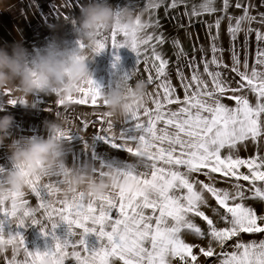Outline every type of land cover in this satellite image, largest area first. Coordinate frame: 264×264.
<instances>
[{
  "label": "snow or ice",
  "instance_id": "obj_1",
  "mask_svg": "<svg viewBox=\"0 0 264 264\" xmlns=\"http://www.w3.org/2000/svg\"><path fill=\"white\" fill-rule=\"evenodd\" d=\"M181 2L171 0L169 7L176 8ZM214 2L203 0L201 11L214 13ZM72 3L78 6L77 0ZM159 7V3L148 2L142 11ZM228 7L229 0H223L225 13ZM236 7L242 5L237 3ZM249 7H244V13L236 18L235 25L232 17H228L232 41L241 31L246 37L253 31L250 25L256 17L250 15ZM193 14L200 12L194 8ZM260 15L257 22L264 24V14ZM222 19L215 22L217 35L211 37V59L202 58L203 72L199 71V65L191 62L188 65L192 69L190 78L177 69L185 93L183 100L176 95L166 72L168 61L157 51V44L164 43L162 34L143 31L129 39L113 31L111 48L118 50L123 41L136 54L137 66L143 57L146 71L151 60L159 81L155 97L148 94L154 109H149L145 102L137 104L122 121H115L107 112L94 111L98 119L90 122L84 114L79 118L76 130L73 131L70 125L63 130L62 138L71 140L72 133L80 134L96 124L102 125L100 132L94 133L92 138L136 158L133 164L120 170L122 175H135L139 190L131 194H109L100 200H86L83 193H77L66 202L53 200L54 192H58V186L62 184L59 175L42 173L29 177L28 188L39 202L37 207H32L23 193L10 207L0 202V240L7 237L11 244L18 239L24 252V258L18 259L20 252L12 250L7 264H40L44 256L53 264H66L69 258H73L75 264H173L176 259L180 264H197L198 255L193 251L196 247L205 258L215 257L207 264H264V239L248 242L240 239L242 234H264V215H258L254 208L243 203L246 199L264 202V156L259 152L260 144L264 143V49L257 48L256 59L250 67L247 58L241 63L239 53L233 48L230 71L240 78L233 87L221 71L229 67L223 62L224 50L216 45ZM245 23L249 25L246 29ZM152 26L146 24L145 30ZM155 26L159 27V20ZM208 27L211 29L212 25ZM255 31L258 44L264 42V33ZM121 36L123 40L119 38ZM173 46L179 49L178 56L187 55L178 40L173 41ZM100 48L103 51L105 45L101 44ZM115 59L119 60V56ZM156 61H159L158 65ZM152 79L149 75L150 83ZM100 88L94 79H89L78 95L67 98L68 102L97 109L103 106L99 101ZM249 93L254 101L249 98ZM11 94L10 91L3 92L8 97L7 105L15 106L18 101L10 98ZM225 99L234 101V105L224 103ZM56 103L63 106L64 100L57 99ZM173 104L178 108L173 110L170 107ZM4 106L0 103V109ZM118 122H131L136 135L129 137L118 131ZM249 141L256 147V155L241 158L239 149L241 146L247 149ZM242 167L247 173L240 171ZM194 174L204 175L208 182L200 181ZM213 174L232 180L231 190L216 187ZM241 181L249 182L250 188L246 189ZM208 196L224 209L225 215L221 219L227 227L217 228L201 210L209 206ZM38 213L43 219L37 217ZM193 217L206 222L207 233ZM6 223L15 225L17 230L6 231ZM60 225L67 226L63 239L56 231ZM29 226H39L41 234L50 237L53 245L43 251L29 249L19 230ZM185 233L194 238L207 237V248L186 242ZM90 234L96 236L98 245H89L87 237ZM234 238L233 250L229 252L225 245ZM214 245H219L222 251L216 253Z\"/></svg>",
  "mask_w": 264,
  "mask_h": 264
},
{
  "label": "crops",
  "instance_id": "obj_2",
  "mask_svg": "<svg viewBox=\"0 0 264 264\" xmlns=\"http://www.w3.org/2000/svg\"><path fill=\"white\" fill-rule=\"evenodd\" d=\"M91 0H77V5L74 6L72 0H4V7H10L11 11H0V44H12L18 39H23L24 47L30 52L33 50H39L52 38V31L49 28L50 24H60L62 26V32L66 39L70 43H75V37L73 34V28L70 26V21L80 15L82 6L90 3ZM117 10L121 8H129L133 11L142 14V19L147 23L153 25L145 30L148 34L163 35L164 43L157 44V51L162 54L163 59L168 61L166 72L172 85L176 89V95L183 100L185 95L181 81L177 75V69L183 72L185 77H189L192 74V69L188 67L189 63L199 65V71L203 72L204 59H211V37L217 35V29L215 22L218 18L223 17L220 22L219 36L216 40L218 48H222L223 51V62L229 67L227 69H221L224 72L225 77L232 83L233 87H236L235 81L240 78L233 72L230 71L232 66V52L233 48L239 53V58L243 64L247 58L250 67L256 59L257 48L264 49V42L258 44L256 31L264 33V24L257 21L261 19L260 14H264V0H229V7L227 13L223 11V0H215L214 7L216 11L214 13H206L201 11V4L203 0H182V2L176 7H169L171 0H108ZM148 2L159 3L160 7L156 9H149L148 11H142L144 4ZM242 5L241 8H237L236 4ZM249 7V13L256 17V21L252 22L250 27L253 29L252 32L246 34L241 31L238 34V38L232 41L228 32L229 19L232 17V24L235 25L236 18L240 17L244 13V7ZM200 12L199 15L193 14V9ZM159 20V27L155 26L156 21ZM209 25H212L209 29ZM246 29L249 27L247 23L243 25ZM179 41V45L182 47L183 52L187 55H179V49L173 46V41ZM109 48H107L101 55L97 56L94 62L90 63L89 67L92 72V78L101 86L107 87L115 78L121 75H129L135 71L137 74L149 81V75L152 76V82L149 84L148 94H152L155 97L157 92V84L155 70L151 66V60L147 65L148 70L146 71V65L141 57V63L137 66V56L127 47H121L118 50L111 48V41L109 39ZM203 51H200V49ZM119 56V62L117 63L115 57ZM151 57V52L148 53ZM220 54L217 53V56ZM195 57L194 60L192 58ZM159 64V61H156ZM115 65V66H114ZM243 71V68H241ZM205 80L208 77L205 75ZM131 82V81H130ZM162 93V89L159 90ZM249 98L254 101V97L249 93ZM17 99V95L12 93L11 97ZM162 98V97H161ZM8 97L0 92V103L5 106L0 109V116L5 114H11L14 117V125L12 133L14 138L21 136L31 137L40 136L47 137L48 132L44 126L45 120H53V113H62L64 120V127L68 128L72 126L73 131L76 130L79 124V118L87 114L88 120L95 121L98 116L94 115L93 112H107L104 106L94 109L91 106H77L71 104V107L65 108L64 106L57 105V97L55 96H43L39 95L35 97L40 107L38 110H27L17 103L15 106L7 105ZM100 101V99H99ZM224 103L229 106L234 105V101L225 99ZM101 103V101H100ZM146 106L149 109H154V104L149 99L148 95L145 100ZM102 104V103H101ZM173 110L178 108V105L170 106ZM114 119V118H112ZM124 119V118H123ZM119 119L115 121H122ZM162 126V125H158ZM102 125L96 124L94 127H89L86 131H81L80 134L72 133L71 140H65L68 145L69 151L66 153L65 166L72 167L75 165H82L85 161H91L94 167L98 170L104 166L112 165L118 168H126L128 165L133 164L136 160L135 157L131 156L125 151L113 149L110 145L105 144L103 141L93 139L94 133H99ZM116 128L118 131L124 132L129 137L136 135L135 130L128 122L117 123ZM83 136V138L81 137ZM10 142V141H9ZM256 147L248 142L247 149L243 146L239 149V156L241 158H249L256 155ZM260 155L264 156V143L259 146ZM11 165V164H10ZM241 172L247 173L246 168H241ZM216 181V187L230 189L232 187V180L220 176V174H213ZM194 177L200 181H207L204 175L194 174ZM60 178V177H59ZM61 179V178H60ZM242 185L246 189L250 188L249 182L241 181ZM261 182H257L260 184ZM248 194V193H246ZM87 200L88 198L85 197ZM246 206L254 208L258 215H264V202L260 200L246 199L243 201ZM207 207H202L201 210L211 218L217 228H224L228 225L221 219L225 215L224 209L220 208L215 200L208 196ZM59 206V205H57ZM215 210V211H214ZM218 213V214H216ZM38 218L43 219L40 213L37 214ZM194 222L200 226L205 233L208 229L206 222L200 218L193 217ZM44 223H48L44 220ZM66 225H60L58 227L57 235L64 238L66 234ZM5 230H17L15 225L10 223L5 224ZM22 230H28L29 233L25 237L26 245L29 249H40L45 250L47 246L53 245V241L50 237H44L39 226H29ZM183 238L186 242L199 245L207 248L208 238H194L193 235L185 233ZM240 239L244 242L251 240L264 239V234H242ZM233 241L227 242L225 249L231 252L233 249L231 245ZM89 245H98L94 234H90L87 237ZM215 252L220 253L222 251L219 245H214ZM11 250V249H10ZM194 253L198 255L197 264H207L208 260H215L213 258H205L199 253V248L193 249ZM71 252V249H69ZM83 255V253H82ZM24 258V252L21 249L18 259ZM10 259V258H8ZM6 259H1L0 264H7ZM4 262V263H3ZM66 264H75L73 258H69ZM173 264H180L178 259L173 261Z\"/></svg>",
  "mask_w": 264,
  "mask_h": 264
},
{
  "label": "clouds",
  "instance_id": "obj_3",
  "mask_svg": "<svg viewBox=\"0 0 264 264\" xmlns=\"http://www.w3.org/2000/svg\"><path fill=\"white\" fill-rule=\"evenodd\" d=\"M0 11H11L10 7H4V0H0ZM70 24L75 43L66 39L60 24H50L52 38L39 50L30 52L24 47L22 38L12 44H0V92L16 94L20 107L27 110L39 109L35 99L39 95L55 96L64 100L65 108L71 107L67 98L78 95L84 82L93 79L89 65L109 48L113 31L130 39L133 34L140 35L145 31L147 23L141 13L132 9L117 10L108 0H91L81 7L80 15ZM101 44L105 45L103 51ZM121 44L131 50L123 41ZM149 84L133 71L131 76H118L107 87H101L99 99L112 118L123 119L131 108L145 102ZM53 116V120L44 121L48 132L46 138H14V117L11 114L0 116V148H7L11 164L10 169L0 168V202L10 206L16 204L19 194H25L28 188V178L42 173L59 175L62 180L53 200L67 202L77 193L100 200L109 194H131L139 190L135 175H122L116 166L107 165L98 170L91 161L65 166L69 148L62 138L64 120L62 113L56 112ZM10 249L21 251L18 239L11 244L7 237L0 240V255ZM40 264L53 262L44 256Z\"/></svg>",
  "mask_w": 264,
  "mask_h": 264
},
{
  "label": "rangeland",
  "instance_id": "obj_4",
  "mask_svg": "<svg viewBox=\"0 0 264 264\" xmlns=\"http://www.w3.org/2000/svg\"><path fill=\"white\" fill-rule=\"evenodd\" d=\"M70 26H72V25H70ZM119 38L121 40H123L122 36L119 37ZM8 157H9V153L7 151V148H0V168L6 169V170L11 168L10 161H9ZM24 199H27L32 207H37L38 206L39 202L35 198V196L31 193L29 188H27L26 191H25ZM7 206L10 207V205H7ZM19 230L23 233V235L25 237L29 233L28 230H22V229H19ZM11 231L15 232L16 230H11ZM11 256H12V251L9 250L6 254L0 255V260L1 259H6L7 260L8 258H11ZM5 262H7V261H5Z\"/></svg>",
  "mask_w": 264,
  "mask_h": 264
}]
</instances>
